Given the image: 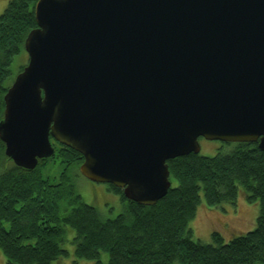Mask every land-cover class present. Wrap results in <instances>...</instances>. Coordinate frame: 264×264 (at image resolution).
Listing matches in <instances>:
<instances>
[{
    "label": "water",
    "instance_id": "95a60500",
    "mask_svg": "<svg viewBox=\"0 0 264 264\" xmlns=\"http://www.w3.org/2000/svg\"><path fill=\"white\" fill-rule=\"evenodd\" d=\"M35 17L0 122L17 167L53 139L84 178L153 207L200 139L264 151V0H39Z\"/></svg>",
    "mask_w": 264,
    "mask_h": 264
},
{
    "label": "trees",
    "instance_id": "16d2710c",
    "mask_svg": "<svg viewBox=\"0 0 264 264\" xmlns=\"http://www.w3.org/2000/svg\"><path fill=\"white\" fill-rule=\"evenodd\" d=\"M38 2L11 0L0 15V122L8 89L28 63L24 44L37 28ZM22 53L27 62L13 77L12 64ZM51 141L55 155L29 171L6 156L0 140V253L6 264H59L70 254L64 248L69 236L74 256L95 264H264V151L258 144L168 162L172 188L153 207L138 205L108 185L110 194L100 193V210L115 205L101 201L106 194L120 196L123 206L121 214L109 219L79 192L83 156ZM51 160L64 165L55 184L42 174ZM241 192L249 204L259 206L255 229L229 241L213 232V244L193 238L190 223L203 200L208 208L235 205ZM103 253L107 263L101 261Z\"/></svg>",
    "mask_w": 264,
    "mask_h": 264
},
{
    "label": "rangeland",
    "instance_id": "374dc122",
    "mask_svg": "<svg viewBox=\"0 0 264 264\" xmlns=\"http://www.w3.org/2000/svg\"><path fill=\"white\" fill-rule=\"evenodd\" d=\"M11 0H0V15L4 13L9 2ZM26 53V52H25ZM25 53L17 56L12 64L13 77H15L20 67L24 66L27 62V56ZM201 155L205 157H214L218 153H228L233 150L236 144H224L221 142H209L204 139H200ZM13 164V163H12ZM11 165V164H10ZM64 165L60 162H53L52 160L42 167L43 177L55 184L59 182L61 173L63 172ZM176 184H174L175 186ZM78 189L81 193L83 200L86 204L95 206L98 210L102 209L100 201V193L105 191L110 194L108 185L93 183L83 176L78 179ZM103 195L102 200H106L105 203L111 204L114 202V206H110V211H101L105 218L113 219L123 212L122 200L119 196ZM97 198V199H96ZM259 216V206L256 203L249 204L244 194L241 192L238 201L235 205L222 204L216 208H208L204 204L199 206L196 218L191 221L190 228L193 230V238L200 240L205 244H213V232H219L224 240L229 241L233 236L241 235L252 231L256 227V220ZM231 235V237H230ZM72 236L67 238L68 242L64 245V248L70 252L67 258H63L59 261V264H95L94 261H88L84 259H77L74 256V246L72 242ZM109 260L108 255L103 253L101 261L107 263ZM0 264H6L5 258L0 253ZM58 264V263H57Z\"/></svg>",
    "mask_w": 264,
    "mask_h": 264
}]
</instances>
